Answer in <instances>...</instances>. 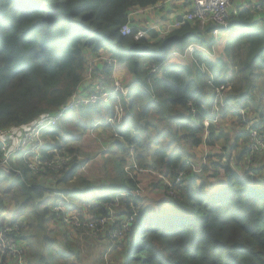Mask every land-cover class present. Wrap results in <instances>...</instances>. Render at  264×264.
<instances>
[{"label": "trees", "instance_id": "16d2710c", "mask_svg": "<svg viewBox=\"0 0 264 264\" xmlns=\"http://www.w3.org/2000/svg\"><path fill=\"white\" fill-rule=\"evenodd\" d=\"M164 1L0 0V131L11 133L4 149L0 140V163L7 154L10 167L13 156L20 162L10 175L0 171V233L29 257L24 264H79L68 234L87 239L86 227L94 228L91 236L105 231L113 264H264V163L255 181L236 171L248 157L243 129L251 124L264 133V15L240 9L218 40L212 25L201 29L196 22L166 36L144 27L147 36L139 40L138 26L128 36L120 33L133 24L132 13L140 18V10ZM116 79L130 80L123 83L127 96L105 103L101 91L112 93ZM214 87L229 92L210 114ZM91 94L98 95L96 103L64 111L43 131L38 153L15 152L23 132ZM122 98L130 103L120 137L103 151L116 154L118 171L111 181H97V173L96 181L81 177L92 158L82 160L74 123L88 130V120L113 116ZM211 115L215 123L206 129ZM218 119L226 126L218 129ZM60 154L66 165L54 163ZM148 170L173 183L183 173L177 196ZM77 177L80 185L71 186ZM142 185L150 199L138 194ZM1 251L3 262L19 264ZM100 261L111 264L106 256Z\"/></svg>", "mask_w": 264, "mask_h": 264}, {"label": "rangeland", "instance_id": "374dc122", "mask_svg": "<svg viewBox=\"0 0 264 264\" xmlns=\"http://www.w3.org/2000/svg\"><path fill=\"white\" fill-rule=\"evenodd\" d=\"M236 31H238V29H236L235 31L231 30L229 32H226V33L222 34V36L223 35L233 36L236 34ZM220 35L221 34L216 36L217 40L220 38ZM214 52L216 53L214 56H218V57H221L223 54V52H221L220 49H215ZM209 58L211 60H213L212 57H209ZM88 77H90V74H88ZM129 82H130V80L125 79V81L123 83H125L127 85ZM99 86H101V85H99ZM98 88H100V87H98ZM227 92H229L228 88L223 89V90L220 89L219 93L217 92V90H214L215 94H214V100H213V103H212V106L210 109V114H211V111H214L216 108H219L220 106H222V104H224L225 96H226ZM126 103H130V100L128 99V100H125V102H124L123 98H122L121 101L116 102L114 104V107H113L115 109V114L111 117H108L106 119H99L97 121H95L94 119L88 120L87 128H89V129L86 131L85 130L82 131V129H84V128L76 126V122L74 123V126L72 127V131H73L72 139H74L78 134L81 135L80 142L78 143L76 148L80 149L79 154H80L82 160L86 159V158H92V160L84 168L83 175L81 177H85L87 179H91V180L96 181L93 178V176L97 173L95 176L97 181H101V182L103 180L111 181L114 178L115 173L118 171V169L117 170L114 169V165H116V163L114 161V156L116 154H112L109 151V149L106 153L103 151L105 149H107V146H108L107 142L108 141L111 142V141H113V139L116 140V139H119V137H120L119 136L120 133H119L118 128L122 125V123H124V120H125V115H126V111H127L126 110L127 109ZM207 122H208L209 127L211 126V124L215 123L214 118H212V115L209 117ZM216 123H219L217 125L218 129H221V128L226 126L225 124L220 123L219 119ZM229 124L230 123H228V125ZM105 127H110L111 131H107L105 129ZM154 132L155 131H153L152 133H154ZM155 136H156V132L153 134V139H155ZM153 149H155V146H153ZM134 150L135 149H133L132 151H134ZM206 152L209 153L207 147L204 150L200 151V154L202 155V159L206 158ZM119 156H123V154L119 153ZM119 156H118V158H119ZM10 164L13 167H20V162L17 160V158L15 156H13L11 158ZM235 169H236V167H235ZM240 170H241V166H240L239 170L236 169V171L241 173ZM133 171L134 170H128L127 172H128V174H131L132 176H134ZM141 171L142 170H140V172ZM148 174H149L150 179L155 180L156 182L158 181L160 183V186H161V188H163V190H165L166 188L168 189L169 196H171V197L177 196V194H178L177 193L178 192L177 187L180 188L181 187L180 184H174L173 181H171L169 178L161 175L159 171L153 172L151 170H148ZM81 177H77V180H74L73 183L71 184V186L77 185V184L80 185L79 181H80ZM145 188H146V186L142 185L140 187L138 194L146 196V197H148L147 199H150L151 195L147 194ZM160 190H162V189H160ZM77 204H79V203H77ZM81 206H83V204ZM76 217H77V215H74L71 218L74 219ZM84 222H86V221H84ZM79 225H80V223H78V225L75 224V226L78 228H79ZM58 227H59L58 235L61 238V236L64 235L63 232L65 230V226L61 224ZM69 227L74 228L73 223H70ZM88 229L92 230L94 228L86 227L84 229V232L86 233L85 235H87V239L85 237H83L82 235L78 234L76 231H75L76 233L72 232V234H71V232H70L71 230H69L68 235L71 236L70 241L80 251L79 257H81L80 258L81 262L79 264H101L100 260H101V258L105 259V256L107 259L109 258L111 260L110 263L113 264L112 259L114 257V251L109 253V254H107L109 250L107 252H105L106 248L109 246V243H110V239L108 237H106L105 231H103L102 229L96 230L95 233L91 236L88 233ZM116 250L120 251L119 247H117ZM22 258H23V262L27 261V259H29V257H27V256L25 257V255H23V254H22ZM73 259H75V258L73 257ZM70 261H72V260H70ZM0 262H2L3 264H6L1 259H0ZM23 262L21 261V264H24ZM18 263H19V261H18ZM61 264H65V263L62 262ZM107 264H109V263H107Z\"/></svg>", "mask_w": 264, "mask_h": 264}, {"label": "built area", "instance_id": "2783aa9c", "mask_svg": "<svg viewBox=\"0 0 264 264\" xmlns=\"http://www.w3.org/2000/svg\"><path fill=\"white\" fill-rule=\"evenodd\" d=\"M179 1H182V3L185 6H187V10L179 14V16L173 20L172 22L173 24L170 26V29L180 27L185 22H196L199 24L201 29H203L207 25H212L213 34L216 37L217 35L221 34L222 30L228 29V27L231 25L230 22L232 21L233 16H237L239 12L233 9L234 4L237 0H179ZM262 3L264 7V0H262ZM132 16L133 19L131 17L130 19L134 21L135 13H132ZM135 29L136 27L132 24V22H128L121 28L120 33L123 36H128ZM146 29L138 28V32L135 37L136 40L142 39L147 36ZM203 72L204 73L208 72V68H206ZM220 89L223 90L226 88L225 87L216 88L218 93L220 92ZM101 92L104 102L110 103L112 97L114 95H118V93H121L123 97L126 98L128 93V88L116 79L112 93L108 91H101ZM98 99L99 97L97 94H91L89 98L83 96L79 98L76 102H73L70 106H63L62 109H60L57 113L41 119L40 122L37 125H35L33 128H30L29 130L23 132L21 137V143L18 146L16 145L15 152L20 151L22 147H24V149H29L30 153H38L39 152L38 149L41 147V145H43L41 140V135L43 131L50 127H53L54 125H57L62 119L64 115V111L66 110L69 111L72 108H78L81 104L96 103ZM215 110H217V108ZM215 110L212 111V114L215 112ZM241 114L242 117L244 118V121L246 122L247 118L245 111H242ZM207 121L205 122L206 129H208L209 127ZM245 131L249 135L248 152L250 155V160L252 159L254 160L255 157L264 155V133L253 128L251 124H247ZM0 140L3 144V149H4L5 147H7V145L11 140V133L9 131H0ZM10 156L11 155L7 154L5 161L0 163V171L4 172L6 175H10L15 168V167H10L8 165V160ZM34 158H35V162L40 163V159H38L37 157ZM66 161H68V159L60 154V157H58V159L54 163L66 165ZM50 165L51 164H45V166H50ZM29 167L33 171H37L36 164L30 163ZM51 168L55 169L54 167ZM15 172L18 174V171ZM183 175H184L183 173H180L178 179L174 184H179L181 181V177ZM0 247L2 250L1 251L2 254L11 255L14 259H17L19 261V264H21V261L23 262V258H22L23 253L20 250H18L13 239L10 237H6L2 233H0ZM0 264L3 263L0 262Z\"/></svg>", "mask_w": 264, "mask_h": 264}, {"label": "crops", "instance_id": "0c3cea01", "mask_svg": "<svg viewBox=\"0 0 264 264\" xmlns=\"http://www.w3.org/2000/svg\"><path fill=\"white\" fill-rule=\"evenodd\" d=\"M262 0H237L234 4L233 9L239 11L241 9H255L258 11V17L262 18L264 13V7L262 5ZM187 10V6H185L182 1L179 0H165L161 7L160 5L156 8H150L146 10H140L142 14H140V18H135L133 25L138 26L139 29H144L147 27L148 29L159 32L161 35L166 36L172 29L170 26L173 24V20L179 16L182 12ZM208 56L209 55L207 53ZM245 130V129H243ZM237 131L236 127H233L230 131V134L233 135ZM245 142V141H241ZM246 142L242 144L241 147L245 146ZM262 162L264 163V155L255 157L254 160H250V155L248 152V157L245 159L243 165H241V173L248 179L249 181H255L257 177H259V169L255 172V169L262 166ZM253 166L254 170L248 171L249 167ZM239 170L240 167H237Z\"/></svg>", "mask_w": 264, "mask_h": 264}, {"label": "clouds", "instance_id": "9594fccd", "mask_svg": "<svg viewBox=\"0 0 264 264\" xmlns=\"http://www.w3.org/2000/svg\"><path fill=\"white\" fill-rule=\"evenodd\" d=\"M208 72H210L209 68H208ZM208 72H206V73H208ZM209 84L213 85L212 80L209 81ZM214 88H215V87H214ZM215 90H216V88H215ZM207 120H208V119H207ZM207 120H206V121H207ZM206 121H205V122H206ZM205 127H206V126H205ZM208 128H209V127H208Z\"/></svg>", "mask_w": 264, "mask_h": 264}]
</instances>
